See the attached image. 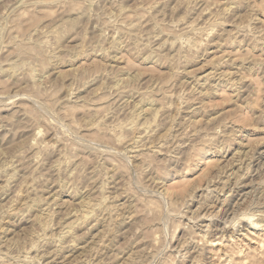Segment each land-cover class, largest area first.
Wrapping results in <instances>:
<instances>
[{
    "label": "rangeland",
    "instance_id": "obj_1",
    "mask_svg": "<svg viewBox=\"0 0 264 264\" xmlns=\"http://www.w3.org/2000/svg\"><path fill=\"white\" fill-rule=\"evenodd\" d=\"M261 258L264 0H0V264Z\"/></svg>",
    "mask_w": 264,
    "mask_h": 264
},
{
    "label": "bare ground",
    "instance_id": "obj_2",
    "mask_svg": "<svg viewBox=\"0 0 264 264\" xmlns=\"http://www.w3.org/2000/svg\"><path fill=\"white\" fill-rule=\"evenodd\" d=\"M18 2H19V1H18ZM15 4H16V3H15ZM43 42H45V41L43 40ZM37 44H38V45H39V44H42V46H43V43H41V42H40V43H37ZM44 46H45V45H44ZM40 48H41V47H39V46H34V45H32V46H28V45H27L26 47H23L22 49L25 50V51L27 50V52H28V51H29V52H34V54H36V55L38 54V56H40V58H39L40 61L43 62V61L45 60V55L42 54ZM20 51H21V49H20ZM25 53H26V52H25ZM34 56H35V55H34ZM35 57H36V56H35ZM41 143L43 144V142H41ZM41 143H40V144H41ZM39 146H40V145H39ZM39 146H38V147H39ZM43 146L46 147V146H48V145H47V143H46V144H44ZM40 147H42V146H40ZM40 147H39V148H40ZM48 147H50V145H49ZM42 148H43V147H42ZM44 149H46V148H44ZM44 149H43V150H44ZM48 149H49V148H48ZM254 190H255V189H254ZM16 195L19 196V193L17 194V192H16ZM16 198H17V197H16ZM38 200H39V199L33 198L32 201H31V203H30V205H27V206H28V207H29V206H33V207L35 206V207H38V206H39V201H38ZM216 201H217V200H216ZM220 206H221V205H220ZM221 207H222V206H221ZM219 209H220V208H219ZM219 211H220V210H219ZM217 212H218V211H217ZM213 213H214V212H213ZM249 213H250V212H249ZM249 213H248V214H249ZM258 213H259V212H258ZM45 214H46L45 216L47 217V220H46V222L43 224V226H44L43 229L49 227V222H48V221H49V219H50V217H51V215H52V214L50 215L49 212H46ZM87 215H88V213H87V214L85 213L84 218H87ZM198 215H199V214H198ZM205 215H206V214H205ZM82 216H83V215H82ZM216 216H217V215H216ZM248 216H249V215H248ZM209 217H210V215H209ZM260 217H261V216H260ZM210 219H211V218H210ZM248 221H249V224H250L251 227H253L254 224H255V225H258V222H259V221L253 220L251 216L248 217ZM208 225H209V224H208ZM206 226H207V225H206ZM49 228H50V227H49ZM68 228L70 229V227H68ZM62 233H64V232H62ZM253 234H255V233H253ZM245 235H247V233L243 234L244 237H246ZM256 235H257V234H256ZM40 237H41V236H40ZM38 238H39V237H38ZM44 238H45V237H44ZM203 239H204V238H203ZM205 239H206V238H205ZM205 239H204V241H205ZM218 240H221V239H218ZM199 241H200V240H199ZM207 241H208V240H207ZM210 241H212V240H210ZM210 241L207 242L208 245H213V246H214L215 243H218V241L216 240V242H215L214 244H210V243H209ZM213 242H214V241H213ZM220 242H221V241H220ZM261 242H262V240H258V243H257V242H256V243H257L258 246H260ZM211 243H212V242H211ZM33 246H34V245H33ZM33 246H32V247H33ZM34 248H35V247H34ZM216 251H217V249H216ZM249 256H250V255H249ZM253 256H254V255H253ZM29 257H30V256L28 255L27 258H29ZM219 257H220V256H219ZM220 258H221V257H220ZM252 258H253V257H252ZM258 258H259V257H257V258L255 257V259H257V261H258ZM259 260H260V264H261V260H262V258L259 259ZM251 261H252V260H251ZM258 262H259V261H258ZM258 262H257V263H258ZM249 263H251V262L249 261ZM253 263H255V262H253ZM257 263H256V264H257ZM236 264H239V263L237 262ZM262 264H263V260H262Z\"/></svg>",
    "mask_w": 264,
    "mask_h": 264
}]
</instances>
